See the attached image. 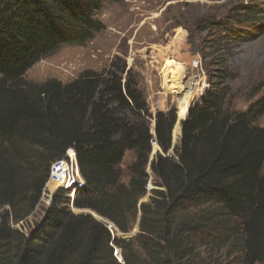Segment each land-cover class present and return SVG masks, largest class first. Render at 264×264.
Here are the masks:
<instances>
[{
  "label": "trees",
  "instance_id": "obj_1",
  "mask_svg": "<svg viewBox=\"0 0 264 264\" xmlns=\"http://www.w3.org/2000/svg\"><path fill=\"white\" fill-rule=\"evenodd\" d=\"M103 0H0V153H31L34 176L9 182L0 169V264H264V92L244 110L231 109L227 85L234 79L222 54L208 88L180 122L172 146L174 110L150 116L125 61L115 58L101 71L84 70L63 83L27 82L26 72L63 45H84L104 28L96 18ZM239 1L231 20L239 37L264 30V7ZM229 19V20H230ZM210 23L205 29L226 27ZM228 30V29H227ZM211 43L209 55L223 47ZM124 75V78H123ZM258 89L250 91L253 98ZM128 115L135 119H130ZM154 142L161 152L154 153ZM73 146L85 184L73 206L87 209L127 232L145 194L150 167L155 185L140 203L138 237L143 257L120 263L109 229L90 213H74L68 192L57 188L43 217L28 231L13 228L39 202L50 164ZM172 149V155H167ZM134 152L130 179L120 164ZM24 159V158H23ZM26 190V187H25ZM196 209L192 214L189 210ZM226 247L224 260L200 261L199 248Z\"/></svg>",
  "mask_w": 264,
  "mask_h": 264
},
{
  "label": "rangeland",
  "instance_id": "obj_2",
  "mask_svg": "<svg viewBox=\"0 0 264 264\" xmlns=\"http://www.w3.org/2000/svg\"><path fill=\"white\" fill-rule=\"evenodd\" d=\"M239 1L241 0H103L96 18L103 23L104 28L82 46L63 45L39 60L26 72L25 79L37 84L48 79L66 83L84 70L99 72L108 67L110 61L115 58L123 59L126 68L134 75L148 106L150 116H145L144 120L151 132L154 125L153 115L157 111H175L176 123L172 130L174 147L178 143L179 126L183 120L178 117L177 99L181 94L176 93L177 90L192 81V98L189 103L191 106L208 88L209 75L216 71V61L220 60L222 54H225L223 58L226 59L228 70L235 74L234 79L227 81L231 91L228 100L231 109L244 110L252 100L264 92V30L249 31L252 34L243 38L236 34L238 20L230 19L233 15L230 9ZM247 1L251 0H242ZM256 3L264 7V0H257ZM226 21V29L204 28L210 23ZM211 43L221 45L222 51L208 56L207 47ZM254 89H258V92L251 98L250 91ZM124 113L128 115L127 112ZM258 123L264 127V115ZM2 146L5 147L0 143V147ZM156 152L161 151L152 142L150 160ZM30 154L0 153V169L3 170L5 178L9 182L17 177L21 178L22 182L26 183L23 193L28 192L27 183L34 176L25 161V158L29 160ZM169 154L172 155V149L167 153ZM133 159L134 152L127 150L120 164L121 179L124 183H128L130 179L128 166ZM145 173L146 192L137 201V210L129 224V230L122 232L116 226L111 227L112 237L125 241L121 242L122 247L111 243L113 256L120 263H123L125 258L134 262L144 255L139 241L145 238L138 237L141 216L139 205L142 202H150L152 190L162 189L155 185L156 177L148 165ZM262 175L264 177V166ZM48 187L52 191L50 199L44 192ZM44 189L34 210L23 220L12 224L13 228L26 233L43 217L56 191L52 185L46 183ZM66 198L67 206L72 212H88L102 223L106 220L93 211L75 208L70 202V197L66 195ZM189 212L196 214L197 210L192 209ZM217 234L218 232H211L209 240L205 238V241L209 242L208 247L197 250L200 261L212 263L224 260L226 247L213 242Z\"/></svg>",
  "mask_w": 264,
  "mask_h": 264
},
{
  "label": "built area",
  "instance_id": "obj_3",
  "mask_svg": "<svg viewBox=\"0 0 264 264\" xmlns=\"http://www.w3.org/2000/svg\"><path fill=\"white\" fill-rule=\"evenodd\" d=\"M46 184L52 185L54 190L57 188L66 190L69 193L71 204L73 203L72 200L75 192L82 189L85 184L79 170L76 151L73 146L67 147L63 156L50 164ZM44 192L50 199L52 191H50L49 187L47 190L44 189ZM103 222L109 231H111V227L115 226L108 220H104Z\"/></svg>",
  "mask_w": 264,
  "mask_h": 264
},
{
  "label": "bare ground",
  "instance_id": "obj_4",
  "mask_svg": "<svg viewBox=\"0 0 264 264\" xmlns=\"http://www.w3.org/2000/svg\"><path fill=\"white\" fill-rule=\"evenodd\" d=\"M192 85H193L192 81H190V82L184 84L182 87H180L176 92V93L181 94V95H178V99H177L179 119H181V118L183 119L184 116L186 115L190 100L192 98V96H191ZM176 130H177V127H176Z\"/></svg>",
  "mask_w": 264,
  "mask_h": 264
},
{
  "label": "water",
  "instance_id": "obj_5",
  "mask_svg": "<svg viewBox=\"0 0 264 264\" xmlns=\"http://www.w3.org/2000/svg\"><path fill=\"white\" fill-rule=\"evenodd\" d=\"M188 110V109H187ZM184 119V118H183ZM180 129H181V126H180V128H179V134H180Z\"/></svg>",
  "mask_w": 264,
  "mask_h": 264
}]
</instances>
